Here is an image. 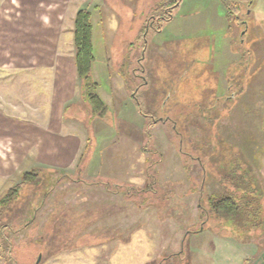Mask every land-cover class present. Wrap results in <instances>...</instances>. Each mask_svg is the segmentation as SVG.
Segmentation results:
<instances>
[{
  "label": "rangeland",
  "instance_id": "374dc122",
  "mask_svg": "<svg viewBox=\"0 0 264 264\" xmlns=\"http://www.w3.org/2000/svg\"><path fill=\"white\" fill-rule=\"evenodd\" d=\"M9 1L0 0L3 34L19 17L48 22L50 13ZM59 1L61 51L73 53L77 10L92 14L91 78L107 110L92 117L77 91L63 124L83 137L79 154L65 170L35 171L3 209L10 251L0 264H264V173L245 161L264 129V1L227 0L239 4V24L219 0H182L143 39L165 0ZM46 72L0 70L1 111L44 113ZM242 177L262 209L254 223L207 201ZM17 178H0V197ZM3 245L0 236V253Z\"/></svg>",
  "mask_w": 264,
  "mask_h": 264
},
{
  "label": "crops",
  "instance_id": "0c3cea01",
  "mask_svg": "<svg viewBox=\"0 0 264 264\" xmlns=\"http://www.w3.org/2000/svg\"><path fill=\"white\" fill-rule=\"evenodd\" d=\"M9 2V7L18 12L23 9L31 14L50 13L48 22L31 16L5 21L3 28L12 29V32H0V62L7 61L0 70L10 76L17 70L29 72L44 69L48 73L44 78L48 79L50 88L46 91L50 94L49 106L37 119L18 118L24 115V111L17 104L13 106H17L19 116L6 115L0 109V178L16 174V181H19L25 172L65 170L71 167L82 147L83 137L66 132L63 124L65 107L74 101L77 91L80 94V90L73 60L74 48L73 53L61 51L59 48L61 24L57 26L56 34L54 32L56 24L53 19L55 13L59 12L57 3L60 1ZM71 43L73 46V41ZM13 81L10 78L4 82L11 84ZM256 124L262 129V121L256 120L254 125ZM256 131V141L260 140V147L245 150L248 152V159L245 161L248 166H254L258 172L264 173V145L261 142L264 139V132L261 133L264 129L260 130V134L258 129Z\"/></svg>",
  "mask_w": 264,
  "mask_h": 264
},
{
  "label": "trees",
  "instance_id": "16d2710c",
  "mask_svg": "<svg viewBox=\"0 0 264 264\" xmlns=\"http://www.w3.org/2000/svg\"><path fill=\"white\" fill-rule=\"evenodd\" d=\"M181 1L182 0H165V3L162 7L166 12V15L162 16V13H160L158 16L152 17V21L150 22L148 28L144 27L141 30V39L145 38V32L148 29L152 28L159 30L163 22H169L171 20L172 11L178 7ZM219 1L224 6L228 19H234L240 24L239 4L235 2L230 3L227 0ZM251 4L252 3H248L247 5L250 7ZM160 9H157L155 13L157 14ZM91 19L92 14L87 8L77 10L74 16L72 28V41L74 48L73 60L80 96L83 102L88 106L91 116L102 118L107 110V107L98 96L96 92L97 85L91 78L92 65L95 60L93 55V26ZM133 98L136 99V94L133 95ZM67 107L68 106L65 107V110H67ZM139 112L142 115H145L143 110L140 108ZM151 119L154 121L151 122V126L160 122L154 120V118ZM36 177L37 173L35 171L25 172L21 175L18 184L7 189L3 193V195L0 197V215L3 209L6 208L11 201L17 198L19 191L24 187V185L36 180ZM241 179L245 180L244 177ZM245 187L247 191L242 190L243 188L245 189ZM227 192L228 194L226 196H223L219 199H215L212 196L207 198L209 207L213 213L218 214L222 212L224 214L232 215L237 212L244 211L243 213H246L253 223L256 219L258 220L257 214H260L262 209L259 201L257 200V202H255L254 195L252 196V194L249 192V185L246 180L241 181V185H239L238 182L234 180L233 185L228 187ZM238 192L241 193L238 194ZM6 230L7 226L3 225L2 220L0 219V236L4 240L0 257L1 255L8 256L10 251V243L6 236Z\"/></svg>",
  "mask_w": 264,
  "mask_h": 264
},
{
  "label": "water",
  "instance_id": "95a60500",
  "mask_svg": "<svg viewBox=\"0 0 264 264\" xmlns=\"http://www.w3.org/2000/svg\"><path fill=\"white\" fill-rule=\"evenodd\" d=\"M39 260H40V257H39V259L37 260L36 264L39 262Z\"/></svg>",
  "mask_w": 264,
  "mask_h": 264
}]
</instances>
